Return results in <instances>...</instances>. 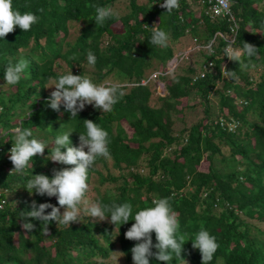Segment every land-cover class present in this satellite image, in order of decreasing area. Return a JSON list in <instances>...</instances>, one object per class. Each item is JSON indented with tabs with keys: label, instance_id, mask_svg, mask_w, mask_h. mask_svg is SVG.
<instances>
[{
	"label": "trees",
	"instance_id": "trees-1",
	"mask_svg": "<svg viewBox=\"0 0 264 264\" xmlns=\"http://www.w3.org/2000/svg\"><path fill=\"white\" fill-rule=\"evenodd\" d=\"M207 1L179 0L167 14L160 7L164 0H13L21 14L32 12L39 20L30 31L17 27L0 40V264H134L136 242L125 238L134 220L116 228L109 214L103 221L84 214L83 204L78 222L51 221L48 235L42 221L23 220L33 202L59 207L57 198L25 187L35 175L51 179L54 170L68 167L50 160L55 138L71 131V146L79 147L85 120L108 132L111 157H98L89 169L88 205L129 203L134 217L154 199L167 198L179 234H185L182 258L188 264H202L191 241L201 227L219 245L210 264H264V0H229L233 19L206 15ZM94 6L113 9L103 27L96 25ZM153 26L169 35L167 47L150 43ZM185 37L199 57L172 71L169 63ZM228 43L254 45L258 54L242 55L249 66L241 69L225 57ZM89 51L94 67L87 63ZM22 58L29 64L20 82L7 85L6 67ZM225 68L236 78L223 74ZM70 71L96 84H117L124 95L110 112L86 105L71 119L63 105L59 112L48 106L45 88L49 78ZM153 74L165 92L155 99ZM231 120L239 122L234 130ZM17 126L31 129L47 147L24 173L10 175V130ZM25 222L34 230L27 232ZM152 238L155 245V233ZM150 264L165 262L154 255ZM168 264L180 262L173 254Z\"/></svg>",
	"mask_w": 264,
	"mask_h": 264
},
{
	"label": "clouds",
	"instance_id": "clouds-1",
	"mask_svg": "<svg viewBox=\"0 0 264 264\" xmlns=\"http://www.w3.org/2000/svg\"><path fill=\"white\" fill-rule=\"evenodd\" d=\"M229 4V0H217V11H227ZM94 7L96 11V25L103 27L105 20L114 16L113 9L110 6ZM160 7L166 9L167 14H170L174 9L180 7L179 0H164V3L160 4ZM39 11L43 12V9L41 8ZM206 11L205 14L210 16ZM227 17L233 19L231 14ZM227 17L219 18L226 19ZM38 20L39 17L32 12L21 14L19 10L14 8L13 0H0V40H4L17 27L24 33L30 31L32 25L37 23ZM144 27L149 28L146 24ZM151 30L150 43L154 46L167 47L169 35L156 26H153ZM208 48L211 50V45H208ZM224 53L225 57L231 61L238 62L240 68L244 69L249 65L243 63L242 55L252 58L258 54V49L248 43H244L243 48H234L231 43H228L224 49ZM174 58L175 62H178L177 56ZM69 59L75 60L76 56H72ZM172 60L169 63L170 70L173 65ZM87 63L90 67L95 66L96 57L92 51L87 53ZM28 64L29 61L23 58L14 65L9 63L4 77L7 85H17ZM199 72L201 79L205 78V75L204 77L201 76L204 73L203 70L201 69ZM223 74L236 78V72L228 71L226 68ZM156 76L157 74L151 75L150 80L153 79L156 82V79H154ZM198 79V76H196L193 81ZM49 83L53 86L48 88L46 85L45 88L55 90L51 91L50 99L47 101L48 106L59 112L63 105L71 114V119L77 117L78 113L84 110L86 105H93L103 113L110 112L124 95V92L117 84H96L90 77L86 75H73L72 71L60 75L58 78H49ZM142 83H146V81ZM162 86L164 91V85L162 84ZM83 124L86 131L79 135V147L71 146V131H65L55 138L54 147H52L50 153V160L68 167H65L63 170H54L51 179L46 175H35L28 180L25 187L30 194L34 193L40 196L46 195L57 198L59 207L48 203L37 205L33 202L32 210L23 213V220L42 221V233L48 235V224L51 221L65 226H71L72 223L78 222V218L81 215V205L83 204L84 214L98 218L100 221L105 220V215L109 214L108 218L110 217L111 223L116 228L117 226L127 224L130 220H134L132 226L125 233L127 240L136 242L135 246L131 249L134 264H150V258L154 255L157 260L168 264V262L172 261L173 254L180 264H188L182 258L185 234H179L177 213L173 211L167 198L154 199L152 201L153 207L139 210L134 217L132 215V205L129 203L122 205L115 203L111 205L105 204L103 207L98 203L87 204L85 197L89 190V169L98 157L106 159H110L111 157L108 149V144L110 143L108 132L91 120H85ZM228 125L231 130H234L239 126V122L231 120ZM10 131L14 137L13 147L9 154V159L14 166V170L10 175L12 173L22 174L29 167L30 161L34 157L44 155L47 146L43 141L33 138V132L29 128L17 126ZM62 149H66V151H62ZM2 204L3 201L0 202V206ZM61 208L64 209L62 215ZM47 209H51V212L46 215ZM22 227L27 232H31L34 230L35 225L25 222ZM153 233H155L157 241L155 245L153 244ZM191 241L192 247L198 249L201 253L202 264H210L219 247L216 238L201 227V230L194 235V239H191ZM153 248L157 250L155 253H153ZM257 264L262 263L259 261Z\"/></svg>",
	"mask_w": 264,
	"mask_h": 264
},
{
	"label": "rangeland",
	"instance_id": "rangeland-1",
	"mask_svg": "<svg viewBox=\"0 0 264 264\" xmlns=\"http://www.w3.org/2000/svg\"><path fill=\"white\" fill-rule=\"evenodd\" d=\"M198 10V7L195 8V11ZM73 33H75L73 31ZM179 48L178 51H177V58H178V62H175V58L172 60L173 61V65L171 67V70H175L177 71L180 67H185L187 65H193L194 62L197 60V57L198 56V49H196V44L195 42H193L192 40L190 39H187L186 37L183 39V44L182 45H178ZM180 66V67H179ZM177 68V69H176ZM155 76V75H154ZM154 79H156L154 77ZM156 85L153 86L152 88L154 89V96H153V99L156 98V95H164L165 92L163 91V86L161 84L160 81L156 80ZM1 85V84H0ZM53 85H51L50 83L48 84V88H51ZM47 88V93L48 94H51V91H54L55 89H48ZM3 89H7V85L6 87L4 86ZM213 108H214V111L217 109V102H213ZM199 116L201 115L200 112L198 113ZM192 117H194V115L192 114L191 115ZM188 124H190V121H188ZM178 129L182 128V126H177Z\"/></svg>",
	"mask_w": 264,
	"mask_h": 264
},
{
	"label": "built area",
	"instance_id": "built-area-1",
	"mask_svg": "<svg viewBox=\"0 0 264 264\" xmlns=\"http://www.w3.org/2000/svg\"><path fill=\"white\" fill-rule=\"evenodd\" d=\"M208 4V8L206 13L209 14L212 17H227L231 14V9H230V4L228 6V10L227 11H217V0H208L207 1ZM205 68V67H204ZM204 73H202V77H204Z\"/></svg>",
	"mask_w": 264,
	"mask_h": 264
}]
</instances>
